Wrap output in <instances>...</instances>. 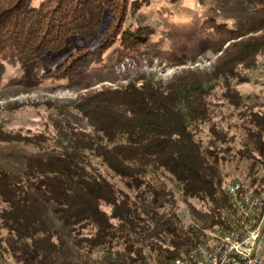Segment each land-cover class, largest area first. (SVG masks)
Segmentation results:
<instances>
[{"label":"trees","instance_id":"trees-1","mask_svg":"<svg viewBox=\"0 0 264 264\" xmlns=\"http://www.w3.org/2000/svg\"><path fill=\"white\" fill-rule=\"evenodd\" d=\"M252 1L264 13V0ZM133 9L129 0H0V83L6 51L29 62L67 50L42 75L60 80L98 63L116 44H144L151 28L124 27ZM242 38L210 72L184 69L165 80L80 95L73 108L88 130L66 119L52 136L0 129V142L37 152L21 154L14 169L0 167V233L31 253V264H71L63 258L71 246L101 254L122 248L133 264H170L205 244V229H230L235 217L221 166L232 154L224 146L230 139L217 119L219 106L211 100L216 92L257 128L253 138L264 135V116L236 88L247 80L241 69L254 68L264 54V36ZM242 157L250 161L238 182L258 192L264 188V157ZM191 199L209 208L202 227L184 224L174 210L177 201ZM5 253L0 235V263Z\"/></svg>","mask_w":264,"mask_h":264},{"label":"rangeland","instance_id":"rangeland-1","mask_svg":"<svg viewBox=\"0 0 264 264\" xmlns=\"http://www.w3.org/2000/svg\"><path fill=\"white\" fill-rule=\"evenodd\" d=\"M129 3L135 10L127 14L124 27L151 28L148 40L130 49L116 44L98 63L79 68L63 79H43L42 75L57 67L67 50L29 62L20 60L13 51H6L2 55L0 129L26 136L40 133L52 136L66 119L77 128L88 130L86 120L73 108L80 95L104 86L116 88L130 82L139 86L146 81L165 80L184 69L210 72L241 37V41H251L264 36V13L252 0H129ZM240 72L247 80L236 85L237 90L244 96L249 95L248 106L264 116V54L257 56L254 68ZM219 95L216 92L211 100L219 106L217 119L223 121L230 139L224 146L232 154L224 156L226 160L221 166L227 174L224 182H241L250 159L242 157L241 160L239 156L244 153L255 159L263 158L264 135L253 138V134L259 133L257 128L246 123V118L227 106ZM204 139L207 141L208 136ZM32 153L37 152L19 144L0 142V167L14 169L21 154ZM260 174H264V169ZM174 210L184 224L202 227L208 223L209 208L198 200L177 201ZM0 235L6 248L5 260L0 264L32 263L31 253L15 246L5 231ZM132 257H127L122 248L101 254L71 246L63 254L71 264H133ZM153 264L169 263L153 261Z\"/></svg>","mask_w":264,"mask_h":264},{"label":"built area","instance_id":"built-area-1","mask_svg":"<svg viewBox=\"0 0 264 264\" xmlns=\"http://www.w3.org/2000/svg\"><path fill=\"white\" fill-rule=\"evenodd\" d=\"M223 191L234 212V225L204 230L206 243L170 264H264V188L251 192L238 181H229Z\"/></svg>","mask_w":264,"mask_h":264}]
</instances>
